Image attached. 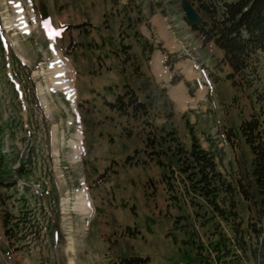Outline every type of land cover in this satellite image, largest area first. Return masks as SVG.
<instances>
[{
  "label": "rangeland",
  "instance_id": "374dc122",
  "mask_svg": "<svg viewBox=\"0 0 264 264\" xmlns=\"http://www.w3.org/2000/svg\"><path fill=\"white\" fill-rule=\"evenodd\" d=\"M186 6L200 24L190 0H0V264H198L194 247L171 239L200 244L184 223L202 213L193 206L201 200L184 190L175 146L189 150L193 134L226 181L249 183L247 145L223 134L264 111V54L232 87L229 68L217 65L222 53L212 44L198 49ZM21 19L33 21L29 36L18 34ZM57 52L68 66L63 85ZM128 88L147 114L108 108ZM148 137L156 143L147 146ZM84 189L91 212L79 201Z\"/></svg>",
  "mask_w": 264,
  "mask_h": 264
},
{
  "label": "trees",
  "instance_id": "16d2710c",
  "mask_svg": "<svg viewBox=\"0 0 264 264\" xmlns=\"http://www.w3.org/2000/svg\"><path fill=\"white\" fill-rule=\"evenodd\" d=\"M195 10L201 14V24L191 27L201 38L203 44L211 42L222 52L220 64L229 68L225 74L226 81L234 88H240L244 83L245 73L250 68L253 56L264 53V0H190ZM127 48V46H125ZM218 64V65H220ZM175 84V81H171ZM118 113L126 114L130 111L134 118L147 114L143 102H140L135 92L127 89L117 96L114 103L108 105ZM264 111L254 110L248 119L240 121L237 132L225 130L224 138L230 139L231 134L236 139H242L251 154L249 183L237 182V187L226 181L217 169L214 154L200 147L197 138L191 134L189 150L180 149L176 145V154L183 155L179 160L178 171L186 174L188 187L194 197L200 202L202 213L195 212V216L184 223V234L198 238L199 243L186 240L177 241L171 236L175 244L191 245L196 249L198 264H264ZM231 132V133H230ZM173 140V139H169ZM156 139L148 140L145 144L154 145ZM155 157L161 156L160 151L149 153ZM151 160L154 159L150 157ZM127 157L126 162H130ZM156 164L164 167L160 159ZM164 174L162 175V178ZM169 186V181L165 180ZM247 186V187H245ZM171 199L177 200L180 190L176 187L169 189ZM237 196L245 204L246 219L238 209ZM179 198V197H178ZM44 215V214H43ZM7 218V217H6ZM179 220V221H178ZM181 217L172 221L173 229L178 228ZM191 220L189 223H187ZM203 222V223H201ZM7 225L5 220L4 226ZM181 227V226H180ZM199 228H207L205 241L198 234ZM11 239L10 232H6ZM169 236V235H168ZM23 235L16 236L18 242ZM144 261L137 257L118 258L111 264H142Z\"/></svg>",
  "mask_w": 264,
  "mask_h": 264
},
{
  "label": "bare ground",
  "instance_id": "6f19581e",
  "mask_svg": "<svg viewBox=\"0 0 264 264\" xmlns=\"http://www.w3.org/2000/svg\"><path fill=\"white\" fill-rule=\"evenodd\" d=\"M18 14H20V15H24L25 16V13H24V10H23V8L22 9H20L19 10V12H18ZM20 23H21V29H22V31L24 32V34H26V35H30L31 33V28H30V26H29V24H28V21L27 20H25V19H21V21H20ZM42 30V29H41ZM46 30V29H45ZM47 34V33H46ZM57 55H55V57H57V65L59 64L60 66H61V64L60 63H64V60L63 59H61V57H60V55L58 54V53H56ZM59 55V56H58ZM62 66H64V65H62ZM61 66V67H62ZM60 67V68H61ZM60 68H58L57 69V72H56V79L57 80H59L60 82H61V84L63 85V84H65L66 82H65V78H66V74L64 73V71H68V66H67V69H63V67L60 69ZM70 86H71V84H70ZM65 89L66 90H69V89H71L70 87H69V84L67 83L66 84V86H65ZM69 92L71 93V95H72V97H74V94H73V91L72 90H69ZM76 94V93H75ZM76 97V96H75ZM81 138H82V136H81ZM77 157H79L78 159H80V154L77 156ZM79 201H80V203H81V205L84 207V209L87 211V212H91V201H90V199L88 198V193L86 192V191H84L83 192V194H82V198H79ZM80 209L82 210V207H80ZM83 212H85L84 210H82Z\"/></svg>",
  "mask_w": 264,
  "mask_h": 264
},
{
  "label": "water",
  "instance_id": "95a60500",
  "mask_svg": "<svg viewBox=\"0 0 264 264\" xmlns=\"http://www.w3.org/2000/svg\"><path fill=\"white\" fill-rule=\"evenodd\" d=\"M184 11H185V13H186L187 20H188L191 24L197 26L198 23H199V19H198L197 15H196L195 11L192 9V7H190V6H186V7L184 8Z\"/></svg>",
  "mask_w": 264,
  "mask_h": 264
},
{
  "label": "crops",
  "instance_id": "0c3cea01",
  "mask_svg": "<svg viewBox=\"0 0 264 264\" xmlns=\"http://www.w3.org/2000/svg\"><path fill=\"white\" fill-rule=\"evenodd\" d=\"M159 30H161L160 28H159ZM165 34V33H164ZM165 36H166V34H165ZM198 43V42H197ZM106 86V85H105Z\"/></svg>",
  "mask_w": 264,
  "mask_h": 264
}]
</instances>
